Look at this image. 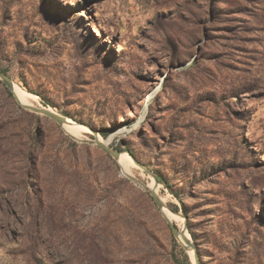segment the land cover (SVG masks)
Listing matches in <instances>:
<instances>
[{
  "label": "rangeland",
  "instance_id": "374dc122",
  "mask_svg": "<svg viewBox=\"0 0 264 264\" xmlns=\"http://www.w3.org/2000/svg\"><path fill=\"white\" fill-rule=\"evenodd\" d=\"M0 67L82 126L0 78V264H264V0H0Z\"/></svg>",
  "mask_w": 264,
  "mask_h": 264
},
{
  "label": "water",
  "instance_id": "95a60500",
  "mask_svg": "<svg viewBox=\"0 0 264 264\" xmlns=\"http://www.w3.org/2000/svg\"><path fill=\"white\" fill-rule=\"evenodd\" d=\"M0 78L5 82V84H6V86L10 89V90H12L13 91V88H14V84H13V82H12V79L8 76V74H6L2 69H1V67H0ZM15 94V93H14ZM16 96V95H15ZM16 99H17V101L19 102V103H21L23 106H25L26 108H29V109H31V110H34V111H37V112H41V113H44V114H46V115H48V116H51V117H53L55 120H57L58 122H60V123H65V121H66V116H63V115H61V114H59V113H56V112H54L52 109H50V108H40V107H36V106H32V105H28V104H24V103H22L19 99H18V97L16 96ZM96 142L98 143V144H100L101 146H103V147H105L115 158H118V156H119V152L118 151H115V150H112V149H110L109 147H107L104 143H102V142H100V141H97L96 140ZM127 176L128 177H130V178H132L135 182H137V183H140L136 178H134L133 176H130L129 174H127ZM155 183L156 184H158V182L157 181H155ZM145 188L146 189H148L149 191H150V193L152 194V196H153V198H154V200L156 201V203H157V205L162 209V211H163V204H162V202H161V200H160V198L156 195V193L154 192V190H152V189H150V187H148V186H145ZM163 214H164V212H163ZM165 215V214H164ZM165 217H166V220H167V222H168V224H169V226H170V228H171V230H172V233H173V235L176 237V238H179V237H181L182 238V240L184 241V243H183V246H184V248L185 249H188V248H191V247H193V243L188 239V237L186 236V229H184V231L183 230H178L177 228H176V226L171 222V220H170V218H168L166 215H165ZM188 232V231H187ZM189 233V232H188ZM189 237H190V235H189ZM195 264H200L199 263V259H198V256H197V254L195 253Z\"/></svg>",
  "mask_w": 264,
  "mask_h": 264
},
{
  "label": "bare ground",
  "instance_id": "6f19581e",
  "mask_svg": "<svg viewBox=\"0 0 264 264\" xmlns=\"http://www.w3.org/2000/svg\"><path fill=\"white\" fill-rule=\"evenodd\" d=\"M13 91H14L15 95L18 97V99L22 103L30 104V105L33 104L31 99L34 98V95H32L31 93H28V92L24 91L18 85H14ZM65 125H66L67 130L72 132V133H76V132H78L79 129L82 128L81 125H78L76 122H73V120H71L68 117L66 118ZM104 142H105L106 145L109 143L108 140H105ZM118 160H119V162L121 164V168H122V171L124 172V174H126V173L127 174H131V172H132V170H131L132 163H131L129 157L126 154L122 153V154H120V157H118ZM163 212L171 220H174V221L180 220L179 216L176 213L172 212L170 209H168L165 206L163 207ZM182 230L184 231L183 228H182ZM189 235L190 234L186 231V236L188 237V239H189ZM179 240L182 243H184V241L182 240L181 237H179ZM189 253H190L191 257L195 259V253L192 250H189Z\"/></svg>",
  "mask_w": 264,
  "mask_h": 264
},
{
  "label": "trees",
  "instance_id": "16d2710c",
  "mask_svg": "<svg viewBox=\"0 0 264 264\" xmlns=\"http://www.w3.org/2000/svg\"><path fill=\"white\" fill-rule=\"evenodd\" d=\"M155 177H156L157 181H159V182L163 181L162 178H161L160 176L156 175ZM173 210H174V211H177V207H174ZM190 233H191V235L194 236V239H195V235H194V233L191 232V231H190ZM181 251H182V253H183V264H192V263L190 262V259H189L188 255L186 254V252H185L183 249H181ZM176 262H180V260H179L178 258H176Z\"/></svg>",
  "mask_w": 264,
  "mask_h": 264
}]
</instances>
